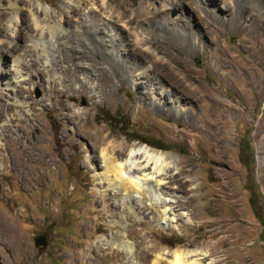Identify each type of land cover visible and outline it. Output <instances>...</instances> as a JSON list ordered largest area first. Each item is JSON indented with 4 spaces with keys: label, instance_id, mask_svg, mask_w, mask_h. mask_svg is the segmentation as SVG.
I'll use <instances>...</instances> for the list:
<instances>
[{
    "label": "rangeland",
    "instance_id": "1",
    "mask_svg": "<svg viewBox=\"0 0 264 264\" xmlns=\"http://www.w3.org/2000/svg\"><path fill=\"white\" fill-rule=\"evenodd\" d=\"M60 1L0 0V40L19 46L0 43L7 52L0 53V103L9 99L13 58L26 59L21 103L0 107V123L11 124L0 139V264H153L159 251L169 257L189 243L217 264H264V227L250 204L252 195L264 210V0H209L220 21L195 0H179L204 40L197 49L156 29L143 32L147 49L139 45L133 10L144 0H110L128 17L112 42L71 29L76 7L63 14L69 29L59 33ZM15 6L20 21L8 40L3 28ZM30 11L43 25L35 44ZM122 41L128 51L120 60L114 52ZM143 65L159 81L136 89L135 66ZM135 143L170 152L177 163L169 185L178 199L170 205L183 217L172 225L158 222L149 195L128 200L96 184L105 171L101 147L110 144L124 159ZM247 143L253 161L241 160ZM220 223L225 232L211 235ZM39 235L46 244L36 247Z\"/></svg>",
    "mask_w": 264,
    "mask_h": 264
},
{
    "label": "bare ground",
    "instance_id": "2",
    "mask_svg": "<svg viewBox=\"0 0 264 264\" xmlns=\"http://www.w3.org/2000/svg\"><path fill=\"white\" fill-rule=\"evenodd\" d=\"M100 1L103 5L102 6L103 11L105 10V15L97 9V7L94 5L93 0H61L59 4V11L55 15L56 30L59 33H61L69 29L63 27L62 17L63 14L70 13L71 9L76 7L78 8V13L73 18L74 23L71 24L72 27L71 29L79 30L82 33L89 35V37L92 36L93 38L96 39L103 38L104 40L105 38H107L108 41L112 42L116 37L115 33H119V28H118L120 25L119 22H121L122 25L124 26H128V20H127L128 17L124 14V11L121 8L116 7L110 0H100ZM195 1L199 6L202 7V9H204V11L212 19L219 18L220 21V14L216 12L213 6L211 8L206 7L209 0H195ZM178 2L179 0H144L143 3H141V5L138 8L133 10L134 16L138 17L137 20L138 27L135 33L136 34L135 37L136 40L139 42V45L142 44L147 49L149 32L147 36H144L143 34V32H145L146 29L148 31L151 30L153 31V29H156L165 33L171 32L173 33L174 37L181 38L186 46L191 47L193 49H197L199 45H204V40L202 39V35L200 34V32H197L193 28L194 23L183 13L179 12ZM214 5L218 9L227 8V5L225 4L222 7L217 3ZM15 8H16L15 11L11 15V17L7 20L5 27L3 28V31L6 33V36L8 37V40L14 37L13 33L16 31L15 27L20 21V11H19L20 7L15 6ZM30 15L32 16L31 19L34 24V29L37 31L36 34L31 36L30 40L32 41V43L35 44L37 41L36 39H33V37H35V35H37L39 32H41L42 34L43 25H40L38 17L34 15V13H32L31 11H30ZM200 20L205 26L206 25L210 26L209 22L203 19ZM0 31H2L1 28ZM0 43L6 45L8 49H12L13 47L18 46L16 43H11L9 41L1 42L0 40ZM120 47H122V49H116L114 53L121 60L122 54L120 52L128 51V49H127V45L123 41L120 43ZM18 49L19 46L14 51H17ZM0 53L1 56L3 57L4 53L7 54L6 49L1 48ZM152 54L153 53H151V55ZM156 54L158 55V53ZM22 60L26 61L23 53L21 54L18 53L17 56L12 60L13 68L10 75L11 77L6 80L4 86L8 90L4 93V95L7 96L9 99H6L5 101H3V103H0L1 109L9 105V108L12 106L10 108V110H12L14 106H16V104L21 103L19 99V97L21 96L20 84H21V80H24V78L21 79V77L23 76L21 72L22 69L25 68V67L23 68L20 67V63ZM157 62L160 61H156L153 68L155 67V69L158 70V68L156 67ZM166 65L167 64L163 62V68H165ZM153 68H149L146 65L135 66V70L138 71L136 75L138 77H136L135 79L138 80L143 79V81L137 80L136 83H134L136 89H138V86H140L142 82L144 83L147 82L151 86L153 82L159 81V79L156 77L158 75L155 73ZM169 75L170 73H168L166 76ZM17 83H19V85H17ZM12 94L13 95L15 94V96L12 97ZM176 101L178 100H174L175 102L174 108L176 111H178L180 110L179 109L180 105L179 103L176 104L177 103ZM25 103L30 105V102H25ZM9 108L7 110L4 108V110L8 111ZM2 116H4V113L0 116V118ZM10 129H11V124L9 121L0 123V139H1V132L3 130L4 132H8ZM118 145L119 144H117V146ZM100 157L103 166L105 167V171H103L102 175L97 177L96 180L97 185L100 186L105 185L106 190L120 189L119 194L122 193L123 195H125V198H127L128 200L140 196L149 195L155 202L153 206L156 207L157 209L156 211L158 212L160 211L158 222H161L164 225L165 224L172 225V223L178 222L179 218L183 217L182 212H177L176 210L172 209L170 205L171 202L177 201L178 199L177 191L179 190L177 188L174 189V187L169 185L170 183L169 178L174 176L175 173L173 172L174 170L177 169V163L173 159V156L171 155L170 152L162 151L157 147L150 146L149 144L135 143L134 145L129 147L127 154L125 155V158L119 159L115 155V152L112 151L111 145L107 144L101 147ZM106 190H103L102 192H105ZM123 203L124 202H122V204ZM124 204H125L124 206L127 207L130 211L133 210V207L131 205L126 203ZM142 208H143L142 212L139 209L138 210L139 212L144 214V217H146V214L144 213L145 208L141 207V209ZM119 221L121 222V220ZM224 226L225 223L224 224L220 223L218 227L211 229L210 234L216 235L219 232L221 233L225 232ZM115 238H116L115 236H111L112 246L116 244ZM108 242L110 241H107V243ZM126 242L125 240L121 239V242L119 244L120 245L122 244L125 247V249H129V246ZM189 246L190 243L186 245V247L179 246L172 249L171 251L169 250L170 252L167 251L169 252L170 258L163 254L165 252V249H163L162 251H159L158 254H156V256L153 259V264H217L219 262L216 259L214 260L210 258V254L207 252V250L198 249V248L190 249Z\"/></svg>",
    "mask_w": 264,
    "mask_h": 264
},
{
    "label": "trees",
    "instance_id": "3",
    "mask_svg": "<svg viewBox=\"0 0 264 264\" xmlns=\"http://www.w3.org/2000/svg\"><path fill=\"white\" fill-rule=\"evenodd\" d=\"M244 152H245L246 155H244ZM240 157H241V160L244 159L245 161L247 159L249 161H253L254 160L253 150H251V148L249 147V144L248 143L245 146L244 145L242 146V148L240 150ZM250 204H251V206L253 208L254 214L258 218V220L261 223V225L264 227V210H262V213H261V208L263 207V203L262 202L255 201L253 199V196L251 195V197H250Z\"/></svg>",
    "mask_w": 264,
    "mask_h": 264
},
{
    "label": "water",
    "instance_id": "4",
    "mask_svg": "<svg viewBox=\"0 0 264 264\" xmlns=\"http://www.w3.org/2000/svg\"><path fill=\"white\" fill-rule=\"evenodd\" d=\"M46 244V239L44 235H39L34 240V245L36 247L44 246Z\"/></svg>",
    "mask_w": 264,
    "mask_h": 264
}]
</instances>
